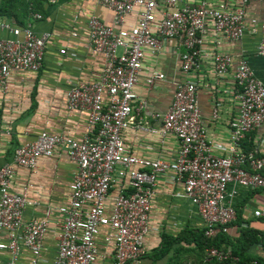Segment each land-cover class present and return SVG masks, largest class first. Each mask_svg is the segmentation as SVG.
I'll list each match as a JSON object with an SVG mask.
<instances>
[{
  "label": "built area",
  "instance_id": "2783aa9c",
  "mask_svg": "<svg viewBox=\"0 0 264 264\" xmlns=\"http://www.w3.org/2000/svg\"><path fill=\"white\" fill-rule=\"evenodd\" d=\"M59 1L47 0L49 4ZM101 1L116 15L115 27L97 17L88 22L89 46L94 54L102 55L103 70L97 82H78L67 95L68 110L89 113V133L82 141L43 133L20 145L13 164L0 169V253H10L8 264H17L23 247L30 252V264H40L43 243L53 224L59 227L54 264H95L97 237L102 229L106 230L104 242L112 248L115 264H141L155 188L158 178L168 172L184 184L185 196L197 205L207 238L229 233L230 224L237 219L236 208L229 201L236 194L229 193L232 184L263 193L262 205L251 214L264 222V157L243 146L250 133L264 123V83L246 61L238 63L234 73L238 113L229 125L226 153L217 155L201 118L198 85L191 78L202 66L209 25L218 37L217 46L222 40L237 41L246 33L259 32L257 53L264 57V22L246 19L247 7L253 0H240L235 7L228 2L212 6L206 1L182 7L180 0ZM138 8L143 10L137 25L126 30L122 27L126 16ZM158 10L163 20L154 34L151 29ZM33 17L39 19L40 15ZM0 29L14 37L0 38V85L5 87L15 71L37 73L42 69L52 34L38 35L32 24L21 27L2 20ZM166 40H176L184 48L180 58L185 78L177 84L168 111L154 115L161 121L160 127L146 128L140 122L138 128L174 137L178 144L174 161L134 155L123 140L124 131L133 123V104L138 99L134 88L145 49L160 51ZM211 60L219 79L233 65L232 57L224 53L214 52ZM164 78L156 72L148 83L153 85ZM219 110L220 104L216 103L214 119L219 118ZM57 151L76 164L69 202L54 209L62 220L54 223L53 211L48 209L45 218L25 221V209L37 202L29 200L28 187L20 194L12 192L16 168L34 171L41 157H52ZM114 189L117 194L111 198ZM213 259L220 264L240 263L231 250L209 249L206 260Z\"/></svg>",
  "mask_w": 264,
  "mask_h": 264
},
{
  "label": "crops",
  "instance_id": "0c3cea01",
  "mask_svg": "<svg viewBox=\"0 0 264 264\" xmlns=\"http://www.w3.org/2000/svg\"><path fill=\"white\" fill-rule=\"evenodd\" d=\"M2 1L5 0H0V5ZM201 1L212 6L228 2L231 7H235L240 0H180L179 7L194 6ZM36 7L35 11H31L27 25L32 24L38 35L51 33L52 37L47 44L43 67L39 72L15 71L5 87L0 85V169L13 164L15 151L20 145L34 141L43 133L69 137L76 141H82L89 133V113L68 110L67 95L78 82H97L103 70L102 55L94 54L89 46V20L97 17L105 25L115 27V12L103 5L101 0H60L57 4H49L46 0ZM142 10L138 8L127 15L122 27L126 30L135 27ZM34 14L40 15V18L35 19ZM155 14L156 20L151 29L154 34L163 20L160 10ZM252 18L264 22V1L253 0L249 3L246 19L249 21ZM0 20L12 21L18 25L14 18L4 17ZM0 38L14 37L9 31L0 29ZM217 38L209 25L204 37L202 66L191 74V78L198 85V106L214 152L223 155L230 137L229 125L237 116L239 106L235 69L244 60L264 83V57L257 53L261 41L259 32L246 33L237 41L222 40L219 46L215 43ZM183 52L184 48L176 40L164 41L160 51L145 49L143 66L134 88L138 99L133 104V123L123 133L124 144L134 155L166 161H174L177 157L178 144L174 137L150 133L139 129L138 125L142 122L146 128L160 127L161 121L154 118V115L168 111L177 84L185 78L180 58ZM214 52L228 54L233 59L229 72L220 79L216 77L211 60ZM156 72L163 74L165 78L150 85L148 80ZM216 103L220 104L218 119L213 118ZM251 145L258 155L264 157V123L250 133L243 143L245 149H249ZM75 171V162L62 151H57L52 157H41L34 171L16 168L12 192L20 194L24 187H28L29 200L37 202L25 209L24 220L43 219L50 209L53 211L51 220L54 223L61 221V215L56 214L54 209L69 202L70 185ZM234 191L236 194L229 201L236 209L241 206L245 212L243 225L264 231V222L251 214L253 209L262 205L263 193L232 184L229 186V193ZM116 194L117 189H114L110 197L113 198ZM109 203H112V199ZM149 228L145 238L146 253L141 264H190L195 260L193 241L187 243L179 240V237L186 236L189 240L190 232L202 231L204 222L197 205L185 196L184 184L175 181L170 172L158 178ZM239 232L240 227L235 220L228 235L234 241ZM58 234L59 227L53 224L43 243L40 264H54ZM105 234L106 230L102 229L97 237L98 255L95 264H115L113 250L104 242ZM168 239L171 243L173 241L170 252L161 255ZM2 240H6V236H2ZM252 254L264 256V251L256 247L252 249ZM9 259L10 253H0V264H8ZM30 259V252L23 247L17 264H30Z\"/></svg>",
  "mask_w": 264,
  "mask_h": 264
},
{
  "label": "trees",
  "instance_id": "16d2710c",
  "mask_svg": "<svg viewBox=\"0 0 264 264\" xmlns=\"http://www.w3.org/2000/svg\"><path fill=\"white\" fill-rule=\"evenodd\" d=\"M46 0H6L2 1L0 5V18H14L18 25L25 27L28 22V18L31 11L36 6L42 5ZM33 5V8H31ZM254 146L251 145L246 151H253ZM255 151V150H254ZM237 223L240 227L239 236L233 241L228 233H220L217 237L210 239L205 235V229L202 231H192L190 232V238L187 239L186 236H180L179 240L186 241L187 243L193 241L195 248L193 251L194 261L190 264H220L216 260H206L207 251L212 248L218 250L227 251L231 248L232 253L237 256L240 260L239 264H251L253 261H257L258 264H264V256L252 254V249L259 247L264 251V231L255 230L249 228V226H244V216L245 212L238 206L237 209ZM233 224V223H232ZM230 224V227L232 226ZM173 245V241L168 239L163 245V251L161 255H166L170 252ZM191 253V250H189Z\"/></svg>",
  "mask_w": 264,
  "mask_h": 264
}]
</instances>
